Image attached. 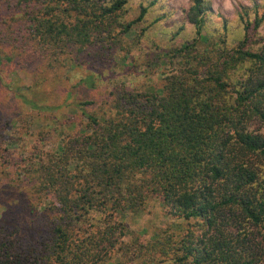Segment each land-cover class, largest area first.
<instances>
[{"label":"trees","instance_id":"1","mask_svg":"<svg viewBox=\"0 0 264 264\" xmlns=\"http://www.w3.org/2000/svg\"><path fill=\"white\" fill-rule=\"evenodd\" d=\"M251 1L228 44L192 0L195 37L156 56L168 64L156 89L117 88L99 113L85 108L92 74L67 89L87 127L18 167L37 215L0 203V264H264V0ZM126 3L0 0V41L22 42L34 70L110 61L147 12L124 20ZM153 199L180 220L141 238L118 216Z\"/></svg>","mask_w":264,"mask_h":264},{"label":"rangeland","instance_id":"2","mask_svg":"<svg viewBox=\"0 0 264 264\" xmlns=\"http://www.w3.org/2000/svg\"><path fill=\"white\" fill-rule=\"evenodd\" d=\"M206 1L211 11L205 16V34L216 38L224 31L228 44L243 34L238 12L241 4H252L251 0ZM191 2L127 0L122 15L124 20L135 19L142 7H147V12L141 21L133 24L123 38L124 48H118L110 61L70 59L47 70L39 62L34 70L27 62L30 52L22 42L0 41V203L11 204L24 218L34 216L35 219L36 213L27 215L22 208L26 194L17 187L16 172L18 167L36 160L41 151L55 148L68 135H76L87 127V119L76 106L81 95L68 96L67 89L92 74L94 83L88 94L95 103L85 108L88 112L99 113L100 105H107L104 103L112 99L117 88L150 91L160 87L162 71L168 64L157 68L156 56L195 37V27L187 19ZM32 95L36 96V107L24 100L31 99ZM118 219L133 233L141 234V238L180 220L168 217L157 199L150 201L143 211L127 213Z\"/></svg>","mask_w":264,"mask_h":264}]
</instances>
